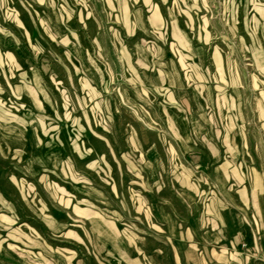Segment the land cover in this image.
Wrapping results in <instances>:
<instances>
[{
  "label": "rangeland",
  "instance_id": "374dc122",
  "mask_svg": "<svg viewBox=\"0 0 264 264\" xmlns=\"http://www.w3.org/2000/svg\"><path fill=\"white\" fill-rule=\"evenodd\" d=\"M194 151L230 162L240 207L242 173L264 170V0H0L21 261L189 264L196 192H225Z\"/></svg>",
  "mask_w": 264,
  "mask_h": 264
},
{
  "label": "crops",
  "instance_id": "0c3cea01",
  "mask_svg": "<svg viewBox=\"0 0 264 264\" xmlns=\"http://www.w3.org/2000/svg\"><path fill=\"white\" fill-rule=\"evenodd\" d=\"M193 156L200 177L209 172L212 177L208 179L221 184L225 192H196L200 202L205 198L195 207L200 213L195 219L199 227L194 237H178L177 244L187 250L180 259L189 264H219L221 260L226 264H264V170L242 173L241 205L229 207L227 198L232 195L227 186L235 176L231 169L228 172L230 162L220 161L212 153L194 151ZM15 224L10 204L0 193V264H25L21 261V228Z\"/></svg>",
  "mask_w": 264,
  "mask_h": 264
}]
</instances>
